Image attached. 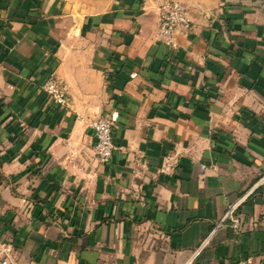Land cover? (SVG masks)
<instances>
[{"label": "crops", "instance_id": "1", "mask_svg": "<svg viewBox=\"0 0 264 264\" xmlns=\"http://www.w3.org/2000/svg\"><path fill=\"white\" fill-rule=\"evenodd\" d=\"M164 1L0 0V258L264 264V0H179L193 23L176 49ZM52 71L65 107L42 88Z\"/></svg>", "mask_w": 264, "mask_h": 264}, {"label": "built area", "instance_id": "2", "mask_svg": "<svg viewBox=\"0 0 264 264\" xmlns=\"http://www.w3.org/2000/svg\"><path fill=\"white\" fill-rule=\"evenodd\" d=\"M159 16V41L169 49H176L177 35H187L192 29V16L188 7L179 0H166L158 8ZM43 90L56 105L65 107L69 104L68 89L54 73L50 72L42 84ZM91 127L95 137V151L100 162H109L114 152L119 148L115 135V119L103 114L92 121ZM234 208L236 207L233 206ZM233 207L230 212H232ZM3 245V256L0 264H12L11 250Z\"/></svg>", "mask_w": 264, "mask_h": 264}, {"label": "rangeland", "instance_id": "3", "mask_svg": "<svg viewBox=\"0 0 264 264\" xmlns=\"http://www.w3.org/2000/svg\"><path fill=\"white\" fill-rule=\"evenodd\" d=\"M70 12L85 14L107 10L111 0H63Z\"/></svg>", "mask_w": 264, "mask_h": 264}]
</instances>
